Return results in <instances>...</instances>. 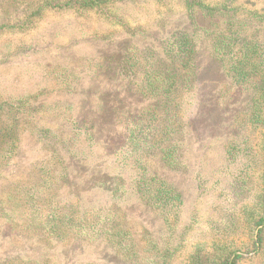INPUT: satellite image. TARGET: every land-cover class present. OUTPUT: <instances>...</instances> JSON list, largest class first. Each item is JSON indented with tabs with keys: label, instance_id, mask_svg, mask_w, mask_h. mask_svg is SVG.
I'll return each instance as SVG.
<instances>
[{
	"label": "trees",
	"instance_id": "obj_1",
	"mask_svg": "<svg viewBox=\"0 0 264 264\" xmlns=\"http://www.w3.org/2000/svg\"><path fill=\"white\" fill-rule=\"evenodd\" d=\"M261 3L264 0H29L24 4L28 6L24 12H11L12 15L15 13L14 20L2 12L1 5L0 68L12 66L13 60L19 58L21 64L33 60L41 64L52 63L56 59L54 52L61 54L65 51L66 45L79 33L84 34L86 40L103 34L106 44L109 41L111 53L120 52L121 63L118 56L97 54V58L105 60L107 57L110 62L118 57V64L113 65L110 74L107 73L110 65L101 62H97L101 70L94 71L92 76L76 74L74 92L66 90L64 96L61 90L57 91L53 106L42 99L32 107L29 102L38 91L34 87V92L0 93V249L6 244L11 246L0 252V264L11 258L23 264H46L41 257L54 259L58 252L74 254V262L68 256L69 264H95L82 260L84 255L89 257L90 254L85 252L92 250L91 247L95 249L96 260L103 263L106 254H111L116 256V264H152L144 262L145 253L126 225L130 201L121 199V195L129 191L124 184L123 164L126 160L134 168L139 159L136 148L134 150L131 146L127 150L129 153L122 155L114 150L110 159L112 163H108L111 168L105 167L107 161L103 150L108 148V139L116 132L127 140L134 137L132 111L139 107L137 100L127 102L126 96L130 93L121 72L127 63L124 53L118 50L119 44L128 35L134 47L148 40L146 50L141 51L142 57L145 54L148 57L141 64L146 76L142 94L160 98L162 107L168 108L171 104V132L175 130L173 125L178 123V119L184 120L189 124L191 135L201 133L199 144L204 146L206 140L214 135L212 117L221 121L228 118L230 122L244 111L249 112V121L256 118L264 123V5L258 6ZM142 10L157 13L165 22L157 25L149 19L146 24L152 23L156 28L147 29L143 38L131 30L136 25H143L135 16ZM85 22L90 25H84ZM130 31L133 33L129 34ZM76 57L77 54L73 59ZM16 66L17 69L22 67L19 63ZM44 69V66L40 68ZM99 77L108 80L105 88ZM67 93L76 94L68 98ZM138 98L145 100L141 96ZM85 102L92 108V113L86 109L88 105L84 107L82 104ZM33 117L55 122L57 127L51 128L45 123H35L33 127L25 123ZM193 125L205 128L197 132ZM182 134L183 131L180 139L171 143V150L166 152L164 149L163 158L171 164V171H176L175 167L182 160V148L186 144ZM259 134L261 141L253 149L259 166L250 168V175L261 183V211L253 224L254 250L264 245V127L260 128ZM29 140H35L36 148L45 146L53 149L51 153L59 172L64 174L65 188L72 191L70 200L65 198L64 191L58 195L59 192H51L55 199L50 196L52 202L46 216L41 211L45 205L37 201L27 203L31 193L21 190L23 187L20 190L6 187L5 173L18 165L17 161L14 162L16 156L17 159L22 156V161L27 159L22 151ZM32 142L28 143V148ZM231 143L228 142L222 151L229 153ZM95 148L98 149L97 154L94 153ZM94 156L97 160L92 164L89 159ZM133 168L132 175L136 173ZM77 169L87 173L84 177L88 183L84 180L78 183V179L71 181L78 174ZM219 169L208 165L204 174L213 179ZM93 175H100L111 183L93 184ZM147 179L142 178V183L134 185L133 192L139 198L144 197L143 183H147ZM161 181L154 197L166 204L173 200L180 204L184 196L179 185L172 178ZM82 183L86 184L85 189L73 190H78L75 185ZM95 191L104 192L106 200L97 202ZM26 204L29 208L27 217L18 208ZM64 206H69L76 215L71 217L67 212L62 213ZM111 210L119 213L118 220ZM68 229L74 231L73 236L67 234ZM23 232L49 234L54 245L48 249L44 245L45 249L34 244H12L22 237ZM26 241L29 242L28 239ZM66 241L72 244L67 245ZM202 250L191 256L188 264H240L243 258L235 248H218L220 255L218 252L213 255L203 253ZM164 260L163 263L153 261V264H167L166 258Z\"/></svg>",
	"mask_w": 264,
	"mask_h": 264
},
{
	"label": "rangeland",
	"instance_id": "obj_2",
	"mask_svg": "<svg viewBox=\"0 0 264 264\" xmlns=\"http://www.w3.org/2000/svg\"><path fill=\"white\" fill-rule=\"evenodd\" d=\"M27 1L29 0H1L0 6L2 5V12H6L7 17L14 20L16 19L15 13L12 15L11 12H24L28 7L27 5L24 6ZM251 1L255 2L256 0ZM257 1L261 2V0ZM263 5L264 3H261L258 6ZM135 16L143 25H136L137 27L131 30L139 33L142 38L145 36L144 32L147 29L154 30L156 28L154 24L163 25L165 23L162 21L164 18L161 20L157 13H149L147 10H142ZM149 19H152L154 24L150 23L148 24L150 26H148L146 23ZM84 25L88 26L90 24L85 22ZM133 32L130 31L129 34ZM85 38L86 36L82 33L76 35L73 41L66 45L65 51L61 52L62 55L59 54V51L54 52L56 59L52 63L48 61L46 64H41L33 60L21 64L19 58L13 60L12 66L0 68V93L20 94L23 90L34 92V88H38L29 104L36 107L39 100L45 99L48 104L53 106L54 101L57 100V91L61 90L64 96L66 90L74 92L73 89L76 86L73 84V80L78 78L75 77L76 74L80 73L88 77L89 75L92 76L94 71H100L101 67L97 62L110 65L108 67L110 71L107 70V73L110 74L113 71V65L118 64V57L120 61V52L111 53L109 41L106 44L107 41L104 40L103 34L92 36L89 40ZM130 42L131 39L128 35L124 42L119 44L118 50L121 53L123 52L126 57L127 67L123 66L121 72L130 93L126 96L127 102L130 103L136 100L139 102L137 110L132 111L135 120L132 126L134 137L131 138L130 136L127 140L121 138L116 132L114 136L108 139V148L103 152L106 153L107 162L105 167L108 166V163L111 165L112 161L110 159L113 157L114 150L118 155L127 154L129 153L127 150L132 146L134 150L136 148V153L139 156L138 163L134 164L136 172L134 175L131 173L133 166L129 165L126 160L125 162L128 164H123L124 184L129 191L122 194L121 199L126 202L130 201L127 205L130 213L128 212L129 216L125 217L126 225L132 230L139 247L141 246L142 251L145 253L146 260L144 262L153 264V261L157 260L159 263H163L164 258H166L167 264H188L190 257L194 256L199 249H203V253L207 252L213 255L218 252V248H221V250L235 248L243 254L240 264H264V245L257 250H254L252 245L255 232L254 220L260 215L261 211V192H259L261 183L250 175V168L259 166L256 163L254 156L257 155H254L253 149L261 141L259 132L260 128L264 127V123L258 122L256 118L249 121L247 119V113L249 112L244 111L239 112V117L230 122L228 118L221 121L216 117H212L211 119L214 120V129L212 128L214 135L206 140L204 146L199 144L201 133L195 136L191 135L189 124L184 120L181 122L178 119V123L173 125L175 130L171 132V119H173L171 117V104L168 108L162 107L163 100L160 98L142 94L145 91L146 76L141 64H144L145 59L148 57L147 54L142 57L141 51L146 50V45L149 42L147 39L143 40L140 42L142 45H135V47ZM99 53L118 57L112 58L113 62H110L107 57L105 60L97 58L96 55ZM76 54L77 57L73 59ZM4 60L7 62V59ZM16 63H19L22 67L17 69ZM43 66L45 69L40 70ZM82 71L84 72L82 73ZM99 80L103 82L101 84L105 88V82L108 80L105 77H99ZM75 94L70 95L67 93V97L72 98ZM140 96L144 97L145 100L141 101L138 98ZM74 99L81 100L79 98ZM82 104H84V107L88 105L86 102ZM243 104L245 105V103ZM86 109L92 113V108L89 105ZM25 123L33 127L35 123L49 124L51 128L57 127L55 122L42 119V117L30 118ZM193 128L200 132L204 130L205 126L193 125ZM182 131L186 142L182 148V160L175 167L176 171H171V164L168 163L165 157L163 158L164 149L166 152L171 150V143L173 144L180 139L179 135ZM178 133L180 134L177 135ZM27 138H29L28 135ZM230 141L232 142L231 151L229 153L222 151V148ZM31 142L29 140L28 143ZM28 143L23 146L22 151L24 158L27 159L22 161L21 152H19V157H21L19 159H17V156L14 158V162L17 161L18 165L5 173L8 183L6 187L10 186L15 190H20L23 187L21 190L27 191L28 194L31 193L27 203L37 201L39 204L45 205L40 209L46 216L52 202V199H50V196H53L50 195L51 192H59L58 195L64 191L65 198L70 200L72 199L70 197L72 191L65 188L64 174L63 171L62 174L59 172L57 161L51 153L53 149L45 146L40 149L36 148L35 140L28 148ZM118 150H122L121 153H118ZM97 152L98 149L95 148L94 153L97 154ZM89 160L92 163L97 158L94 156ZM208 165L213 169L215 168V170L218 167L220 168L213 179L204 174V170L208 168ZM106 168L110 169L111 166ZM116 170L117 168H115ZM115 171L110 170V172ZM77 173L71 181L78 179V183L83 180V182L88 183L84 177L87 175L85 171L77 169ZM91 177L93 184L111 183L100 175ZM142 178L148 179L147 183H143L144 197L139 198L136 193L134 194L133 189L136 183H142ZM163 178L165 180H171L172 178L179 185L184 196L180 204L175 200L166 204L154 197L156 188L160 186ZM85 183L75 185L78 190H73L85 189ZM59 187H62L61 191H59ZM53 198L55 199V196ZM65 198L63 200H66ZM106 198L104 192L95 191L94 199L97 202L105 201ZM18 208L23 210L22 213L25 212L23 214L25 217L28 216V204ZM81 211L85 210L79 212ZM65 212L71 217L76 215L71 212L69 206L63 207L62 213ZM112 212L116 213V219L118 220L119 213ZM76 213H78V210ZM73 232L72 229L67 230L70 237L73 236ZM49 236V234L23 232L22 237L14 240L12 244L18 243L20 246L34 244L37 248H45L43 246L46 245L48 249L54 245ZM27 239L29 242L26 241ZM65 244L72 243L66 241ZM9 247L11 246L8 244L4 245L1 247L0 252L2 253L3 249ZM91 249L85 252V254H90L89 257L88 255L83 256V261H89L85 263L116 264V256L106 254V261L103 263L96 260L94 247H91ZM217 254L220 255L219 252ZM56 255L57 257L54 259H50L48 256L45 259L41 257L42 262L46 264H69L68 256L74 262V254L71 252L66 255H63V252H58ZM5 264L23 263L11 258Z\"/></svg>",
	"mask_w": 264,
	"mask_h": 264
}]
</instances>
